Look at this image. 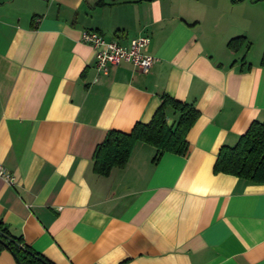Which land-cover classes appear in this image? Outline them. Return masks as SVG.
Wrapping results in <instances>:
<instances>
[{
  "label": "crops",
  "instance_id": "1",
  "mask_svg": "<svg viewBox=\"0 0 264 264\" xmlns=\"http://www.w3.org/2000/svg\"><path fill=\"white\" fill-rule=\"evenodd\" d=\"M84 30L148 37L157 61L99 74ZM263 52L264 0H0V165L15 180H0V222L52 264H264V184L213 173L264 123ZM163 94L199 112L186 155L154 163L136 142L94 173L106 133L148 123Z\"/></svg>",
  "mask_w": 264,
  "mask_h": 264
},
{
  "label": "trees",
  "instance_id": "2",
  "mask_svg": "<svg viewBox=\"0 0 264 264\" xmlns=\"http://www.w3.org/2000/svg\"><path fill=\"white\" fill-rule=\"evenodd\" d=\"M243 43V38H236L230 40L227 47L235 51ZM260 65L264 67V52ZM167 107L179 113V119L174 126H168L166 123ZM198 117L199 112L192 104L176 101L163 94L160 106L148 123L136 122L129 133L114 130L106 133L93 153V172L100 176H108L112 169L123 168L136 142H143L156 149L154 163L165 152L185 156L188 151L186 135ZM213 173L264 184V123L252 122L235 146L221 147L213 166ZM2 251L9 252L16 264H52L31 250L22 237L14 236L0 222V253Z\"/></svg>",
  "mask_w": 264,
  "mask_h": 264
},
{
  "label": "built area",
  "instance_id": "3",
  "mask_svg": "<svg viewBox=\"0 0 264 264\" xmlns=\"http://www.w3.org/2000/svg\"><path fill=\"white\" fill-rule=\"evenodd\" d=\"M81 42L94 51L95 69L97 73L107 75L110 68L121 63H129L141 73H148L157 58L149 55V38L139 36L129 41L127 46H121L115 41H106L100 34L92 30L81 33ZM0 180L7 185L15 184L13 175L0 165Z\"/></svg>",
  "mask_w": 264,
  "mask_h": 264
}]
</instances>
